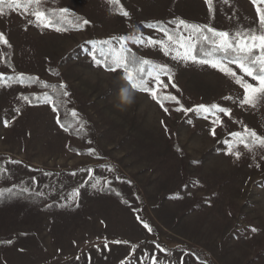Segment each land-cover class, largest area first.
<instances>
[{"label":"rangeland","instance_id":"rangeland-1","mask_svg":"<svg viewBox=\"0 0 264 264\" xmlns=\"http://www.w3.org/2000/svg\"><path fill=\"white\" fill-rule=\"evenodd\" d=\"M42 2L48 11L68 8L89 23L56 32L30 22L23 9L8 8L0 15V33L11 66L0 50V76L63 84L69 93L64 107L75 121L71 131L64 130L49 105L21 99L38 97L37 89L0 86V164L21 162L6 165L8 178L0 179V189L17 193L0 200V264H153V253L158 264H264V149L249 152L237 145L235 159L224 144L245 128L264 137V103L242 106L243 89L233 78L165 56L159 45L147 44L149 37L166 39L163 33L145 27L163 22L173 30L170 22L184 20L234 33L258 26L251 1L213 0L211 13L205 0ZM119 8L129 15H120ZM119 36L132 37L127 47L140 57L167 66L176 88L168 84L160 91L176 96L179 105L166 101L165 112L135 91L126 110L114 107L120 88L130 85L122 70L95 66L87 42L110 40L116 47ZM137 37L139 44L133 42ZM214 103L231 113L218 114L222 123L215 125V136L214 117L175 111ZM20 187L30 190L19 194Z\"/></svg>","mask_w":264,"mask_h":264},{"label":"snow or ice","instance_id":"snow-or-ice-1","mask_svg":"<svg viewBox=\"0 0 264 264\" xmlns=\"http://www.w3.org/2000/svg\"><path fill=\"white\" fill-rule=\"evenodd\" d=\"M109 4L119 5V0H107ZM208 5L209 12L213 11V0H205ZM227 4L228 0H224ZM252 5L255 8L256 18L258 26L249 27L247 29L237 30L234 33L228 31H218L212 27L200 26L195 24H188L184 20H177L175 22V28L169 31L167 28L157 25H145L148 28H156L162 32L166 39L154 40L151 37L147 39L149 46L159 45L160 50L165 56H172L175 61H181L187 63L189 61L199 64L208 65L213 69L218 70L225 76L233 78L235 84L243 89V99L240 104L248 105L253 108L259 104L264 103V0H251ZM7 4L10 10L23 9L25 14L33 17V21L36 26L52 29L56 32L68 31L65 27L69 23V17L71 15L68 8L60 9L59 11L45 12L42 10V0H0V15L3 14V6ZM119 14L127 17L129 13L124 11L123 8H119ZM75 24L74 30H80V28L89 23L88 20L79 21L77 18L73 21ZM116 41V47L112 46L110 40L102 41H90L89 51L87 56L91 58V61L95 66L102 67L105 71L115 73L117 70H122L124 73V79L129 83L130 87L137 92L148 94L153 101H155L165 112L168 109L165 107V102H174L179 105L180 101L174 95H165L160 89L167 88L168 84H171L173 88L176 85L172 82L173 76L167 66L154 64L151 61L139 60L131 52V49L127 47L126 42L133 39L129 36H119L114 38ZM142 38L137 37L133 40L134 43L139 44ZM0 43L7 45L8 41L2 33H0ZM239 70L238 75L233 67ZM167 77V83L162 77ZM245 77L249 78L255 83L248 82ZM35 82L34 78H31ZM8 81L16 80L23 83L24 77L21 74L16 77H7ZM5 78L0 76V86L4 85ZM41 87H49L47 84H42ZM55 91V86H52ZM63 84L59 85L60 91L57 93V100L62 95L67 97L69 93L64 90ZM22 100L29 101V97L23 96ZM34 99L51 107L54 113L59 112L56 102L53 97L48 93H44L42 96L34 97ZM227 99V98H226ZM177 112H183L185 116L189 113L195 112L197 114H203L205 119L209 116L214 117L212 120L211 134L215 136V125L222 123L218 114L230 116V109L221 107L218 104H212L206 106L204 104L197 105L195 108H185L183 106L175 109ZM17 112L19 110L17 109ZM72 115L75 117L76 112ZM56 123L67 130V126L57 116ZM4 126H8V122H4ZM83 130V124L80 126V131ZM231 140H225L224 144L227 147L226 155H232L235 159H240V153L235 151V146L243 145V147L252 152L255 148L264 149V137L257 135L255 131H251L245 128L243 132L230 133ZM94 151L89 150V154ZM79 154V153H78ZM264 158V157H262ZM21 163L20 161L7 160L0 164V179H7L10 169L6 165H15ZM259 167V165H257ZM109 171L111 169L109 168ZM89 176L92 174V170H88ZM75 176L76 173H71ZM119 179V178H118ZM32 182L35 183V178H32ZM130 183V182H129ZM84 185H81L83 187ZM15 187V186H14ZM95 187V184L92 185ZM30 189L28 187H20L19 194L27 193ZM17 194L14 192V188L0 189V200L6 199L12 195ZM79 189L73 191V193L67 198V205H71L73 198L78 197ZM137 220L140 217L137 216ZM141 223H143L141 221ZM143 228L147 229L151 233L152 229L147 223H143ZM256 228H252L251 232L255 233ZM114 243H121V241H114ZM105 244V248H107ZM160 252H167L166 249L156 246ZM135 245L133 246V250ZM148 258V254L145 255V259ZM79 259V257L77 258ZM153 264H158L156 255H151Z\"/></svg>","mask_w":264,"mask_h":264},{"label":"trees","instance_id":"trees-1","mask_svg":"<svg viewBox=\"0 0 264 264\" xmlns=\"http://www.w3.org/2000/svg\"><path fill=\"white\" fill-rule=\"evenodd\" d=\"M47 1V3H49V0H44V2ZM251 1V0H250ZM43 3V2H42ZM41 7H42V10H44L45 12H49L48 10H46V8L44 7V5L41 4ZM8 7H7V4H5L3 6V11L7 10ZM80 19L79 17H75L72 13L69 17V23H67L65 25V27L68 28V31H63V32H70V31H73L75 27H73L75 24L73 23V21H75L76 19ZM146 25H157V26H162L164 28H167L169 31H171L172 29H170L165 23L163 22H153V23H147ZM136 27L134 26V33L136 31ZM151 29H155L157 30L156 28H151ZM158 31V30H157ZM0 50H1V53H2V56H3V59H4V62L6 63L5 65L6 66H11V64L9 63V57L8 55L6 54L5 50L3 49V47H1V43H0ZM136 57L137 59L139 60H145L144 58L140 57L139 55H137L136 53H134L133 51H131ZM152 62V61H151ZM154 63V62H152ZM155 64V63H154ZM16 76H20V75H17L16 74H13L9 77H16ZM24 77V81L23 83H20V82H17L16 80H11V81H8L7 80V77H4L5 78V81L4 83H6L7 85H21V86H24V87H27L29 90L31 89H37L39 91V96H42L44 93H48L49 95H51L54 99V101L56 102L57 104V107L59 108V112L56 113L59 118L61 119V121L67 126V130L68 131H71V124L75 121L74 118L68 114V111L67 109L64 107L65 105V97H63L62 95L59 97V99L57 100V93L60 91L59 89V85L58 83H47V82H44V81H41L39 80L38 78L32 76V75H23ZM31 78H34L35 79V82H33V80ZM42 84H47L49 87L47 88H43L41 87ZM52 86H55V91L53 90V87ZM24 96H27L29 97V101H31V104H42V103H39L37 102L31 94H27V95H24ZM64 129V128H62ZM65 130V129H64ZM174 149L177 150V147L175 146L174 144ZM118 178L120 179H124V177H121V175L118 176ZM105 192V191H103ZM107 192H110V191H107ZM13 199V198H12Z\"/></svg>","mask_w":264,"mask_h":264},{"label":"clouds","instance_id":"clouds-1","mask_svg":"<svg viewBox=\"0 0 264 264\" xmlns=\"http://www.w3.org/2000/svg\"><path fill=\"white\" fill-rule=\"evenodd\" d=\"M136 92L131 87H121L114 107L119 111H124L128 106H131L135 102Z\"/></svg>","mask_w":264,"mask_h":264}]
</instances>
